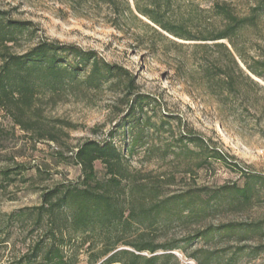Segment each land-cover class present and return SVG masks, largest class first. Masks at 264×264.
Returning a JSON list of instances; mask_svg holds the SVG:
<instances>
[{
    "label": "rangeland",
    "instance_id": "rangeland-1",
    "mask_svg": "<svg viewBox=\"0 0 264 264\" xmlns=\"http://www.w3.org/2000/svg\"><path fill=\"white\" fill-rule=\"evenodd\" d=\"M217 1L240 15L262 6L238 47L249 64L264 60V0H179V5L186 15L199 8L195 15L205 23V10ZM89 10L79 16L59 0H0L7 19L30 23L31 31L19 37L13 53L22 54L41 40L58 41L95 51L128 73L97 90L81 86L44 99L39 105L45 121L57 127L56 142L36 140L0 111V264L17 262L39 240L31 220L17 221L13 215L39 206L42 195L56 186L80 179L75 152L86 140H112L122 152L134 154L127 161L137 180L151 186L160 177L164 196L191 195L196 206L209 207L198 218L184 209L181 218L175 214L169 221L132 227L134 235L161 248L142 255L162 257L159 264H264V82L238 77V89L218 98L197 69L206 57L194 55V43L171 37L183 47L165 49L158 42L154 54L140 42L158 39L138 22L119 31L107 23L105 10ZM129 79L132 95L126 92ZM138 95L147 99L143 110L130 117ZM213 150L223 160L202 161ZM95 167L99 179L107 178L101 162ZM206 229L211 234L199 237ZM65 250L74 264H89L87 245L77 241Z\"/></svg>",
    "mask_w": 264,
    "mask_h": 264
},
{
    "label": "trees",
    "instance_id": "trees-1",
    "mask_svg": "<svg viewBox=\"0 0 264 264\" xmlns=\"http://www.w3.org/2000/svg\"><path fill=\"white\" fill-rule=\"evenodd\" d=\"M59 1L79 16L87 15L89 9L105 10L107 23L119 31L131 21L138 22L158 39L140 42L154 54L159 49L158 42L165 49L183 47L184 44L171 37L194 43V55L202 52L206 57L197 62V69L203 75L206 88L218 98L238 89V77L252 83L256 77L264 82V60L249 64L238 47L242 31L256 25L262 9L260 4L249 14L240 15L229 3L217 1L205 10L209 18L202 23L195 15L199 8L186 15L180 10L179 0H133V5L130 0ZM30 31V23L9 20L0 12V111L5 112L14 126L31 133L36 140L56 142L57 127L45 121L39 105L44 99L60 97L81 86L97 90L111 80L122 81L128 73L99 58L95 51L58 41L41 40L22 54L13 53L12 46ZM133 87L134 82L129 79L128 95L133 94ZM146 99L136 96L130 117L138 109L143 110ZM135 139L137 143L139 137ZM133 155L122 152L112 140H86L80 144L75 152L82 172L80 179L56 186L42 195L39 206L13 215L17 221L31 220V228L41 234L31 250L12 264H74L73 255H67L65 249L77 241L87 245L89 264H159L162 257L142 254H155L161 248L142 234L134 235L132 227L169 221L175 214L181 218L184 209H191L192 218H198L209 207L202 203L201 197L202 204L196 206L198 202L191 195L164 196L160 177L151 186L143 182L144 178L137 180L127 161ZM208 157L223 160V154L217 150L202 161ZM97 162L105 166L107 178H98ZM210 234L206 229L198 236Z\"/></svg>",
    "mask_w": 264,
    "mask_h": 264
}]
</instances>
